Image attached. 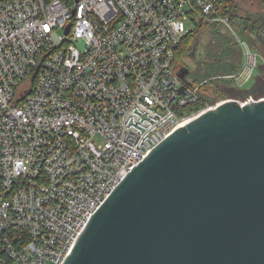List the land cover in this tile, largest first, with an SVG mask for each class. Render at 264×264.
<instances>
[{
    "label": "built area",
    "instance_id": "obj_1",
    "mask_svg": "<svg viewBox=\"0 0 264 264\" xmlns=\"http://www.w3.org/2000/svg\"><path fill=\"white\" fill-rule=\"evenodd\" d=\"M230 1L0 0L1 264H64L165 138L229 101H264V55L237 36L240 66L217 79L242 98L215 100L175 69L202 23L230 28Z\"/></svg>",
    "mask_w": 264,
    "mask_h": 264
},
{
    "label": "water",
    "instance_id": "obj_2",
    "mask_svg": "<svg viewBox=\"0 0 264 264\" xmlns=\"http://www.w3.org/2000/svg\"><path fill=\"white\" fill-rule=\"evenodd\" d=\"M197 46L198 38L192 59ZM188 74L178 71L184 82ZM64 264H264V101H229L165 138L97 210Z\"/></svg>",
    "mask_w": 264,
    "mask_h": 264
},
{
    "label": "rangeland",
    "instance_id": "obj_3",
    "mask_svg": "<svg viewBox=\"0 0 264 264\" xmlns=\"http://www.w3.org/2000/svg\"><path fill=\"white\" fill-rule=\"evenodd\" d=\"M234 3L236 7L234 17L236 19L231 21L228 18V26L230 28L217 22L202 23L200 25L198 46L194 59L185 57L182 60L189 70L186 80L193 84H196V82H208L204 92L211 94L215 100H224L226 98L236 100L242 98V93L237 90L224 91L228 87V84L217 79L218 77L232 73L221 72L220 68L223 65L231 69L235 67L237 62L240 61L241 63V53L237 45L236 36L239 39L246 40L253 50L257 51L260 55H264V50L261 47L256 48L254 46V31L258 26L255 22L262 23L264 21V0H235ZM244 19H249L250 21H242ZM214 33L215 37H213L214 39L211 42V37ZM262 72H264V68ZM257 73L258 69L255 75ZM263 80L264 75L261 80H258V84L255 87L257 88V92L260 85L263 84ZM252 85L253 83L247 85L245 88H249ZM215 86L220 89L223 95L215 92ZM96 142L99 143L98 140Z\"/></svg>",
    "mask_w": 264,
    "mask_h": 264
},
{
    "label": "trees",
    "instance_id": "obj_4",
    "mask_svg": "<svg viewBox=\"0 0 264 264\" xmlns=\"http://www.w3.org/2000/svg\"><path fill=\"white\" fill-rule=\"evenodd\" d=\"M64 1H67V0H64ZM234 1L235 0H233V1H230V2H228L226 5H224L223 7H221L220 8V10H219V14L218 15H223V16H227L231 21H234L235 19H236V17H234L235 16V13H236V7H235V3H234ZM242 21H250L249 19H244V20H242ZM260 21V20H259ZM255 23H257V28H256V30L254 31V33H255V40H254V46L256 47V48H258V47H263V42H262V39L259 37V35H258V32H259V29L260 28H262V23H263V21H262V23L261 22H258V21H256ZM264 27V26H263ZM213 37H215V33L212 35V37H211V42L213 41ZM197 38H199V31H196L195 33H193V34H191V35H189L187 38H185L183 41H182V43L180 44V46L178 47V49H177V52H176V61H175V69H176V71H179L180 70V68H182V67H185V68H187L188 69V67L186 66V65H184V63L182 62V60H183V58H185V57H189V58H191L190 57V51H191V49L193 48V46H194V44H195V41L197 40ZM243 40V39H242ZM246 41V40H245ZM247 42V41H246ZM248 43V42H247ZM263 49V48H262ZM264 50V49H263ZM239 66H240V61L239 62H237V64L235 65V67H233V68H227V67H225V65H223L221 68H220V71L221 72H224V73H230V72H232V73H234V72H236L237 70H238V68H239ZM225 67V68H224ZM196 84H198L197 82H196ZM223 85V84H222ZM221 86V85H220ZM215 92H217V94L218 93H220V94H222L221 92H220V89L219 88H217V86H215ZM263 90V89H262ZM261 90V92H263ZM224 92V91H223ZM223 95V94H222ZM201 104H203V103H201ZM200 104V105H201ZM200 105H196V106H194V109L195 108H198ZM186 111H190L191 110V108L189 107V108H186L185 109Z\"/></svg>",
    "mask_w": 264,
    "mask_h": 264
},
{
    "label": "flooded vegetation",
    "instance_id": "obj_5",
    "mask_svg": "<svg viewBox=\"0 0 264 264\" xmlns=\"http://www.w3.org/2000/svg\"><path fill=\"white\" fill-rule=\"evenodd\" d=\"M262 25H264V21H263ZM0 264H1V262H0Z\"/></svg>",
    "mask_w": 264,
    "mask_h": 264
},
{
    "label": "bare ground",
    "instance_id": "obj_6",
    "mask_svg": "<svg viewBox=\"0 0 264 264\" xmlns=\"http://www.w3.org/2000/svg\"><path fill=\"white\" fill-rule=\"evenodd\" d=\"M193 120H195V119H193ZM193 120H191V121H193Z\"/></svg>",
    "mask_w": 264,
    "mask_h": 264
}]
</instances>
